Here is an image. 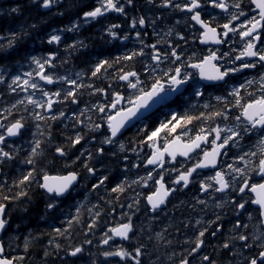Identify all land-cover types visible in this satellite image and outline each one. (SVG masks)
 I'll return each instance as SVG.
<instances>
[{
    "label": "snow or ice",
    "instance_id": "snow-or-ice-1",
    "mask_svg": "<svg viewBox=\"0 0 264 264\" xmlns=\"http://www.w3.org/2000/svg\"><path fill=\"white\" fill-rule=\"evenodd\" d=\"M34 4L38 3V7L43 9H51L53 5L58 3V0H32ZM149 3H152L153 0H148ZM251 5H255V8L258 10L255 16L245 17L243 23H238L235 27L231 26L233 21H239L240 17L245 16L243 9V4L241 0H235L231 5V8L237 10V12H230V17L226 23L222 25V34L217 33L216 27H212L209 22H206L202 19L201 13L205 10L206 5L211 6L213 9H221L225 12L230 11V6L225 0H205V3L202 4L201 0H186L185 3H175L174 0H160L159 7L173 8L175 10L185 12L190 14V20L198 24L203 31L199 34V40L201 43H207L211 41L214 44L228 43V40H223V37H229V34H238L243 42V47L239 49L238 54L232 56L233 53H236V49L232 48L230 51H224L218 55V50L209 51L207 55H203L202 58L196 56V53L193 52L191 56L187 57V60L184 59V52L180 49V45L176 44L173 46L171 42H168V49L161 51L157 44L145 45L151 51L148 54L150 60L154 64L150 67L149 65H144V72L148 73L150 76L153 73H156L160 68L162 63L171 62L173 65L167 70L160 69L162 72L161 75H157L153 78L148 89L138 88V85L142 83L140 80L139 74L137 71H124L123 69H118L121 73L117 78L120 81H127V87L129 89L137 90L134 99L132 97L128 98V103L132 105L128 108H120L115 114H109L106 117L100 116L101 123H94L91 125L93 129H100L102 123L106 122L107 128L106 132L109 133L105 135L100 143V146L95 149L97 156H102L104 153L105 144L113 143V138L118 136V133L121 132V129L125 127L126 123L130 120L131 117L135 116L137 112L148 105V102L151 101L154 97H158L159 94L164 93L165 91H171L178 88V86L188 82L194 75L191 70H196L199 77L202 80L208 81H221L227 84V79L234 73H239L241 70L245 69H256L257 65L260 68L264 69V0H250ZM126 7H135L134 0H97V6L92 10L83 11L82 18L85 23L89 20H97V18H103L105 14L116 12L122 15H127ZM10 12H18L19 7H13L9 9ZM155 23V21H152ZM179 23V21H177ZM146 24L144 16L132 17L130 20L129 27L131 29H136L137 25L143 27ZM79 23L73 22L71 27L67 29H54L53 34L48 35L47 43L48 44H59L61 42V35L55 34L56 32L62 31H73L78 30ZM30 28L35 29L37 25L33 24L29 26ZM119 24H109L104 28L110 37L117 38L118 33L117 29H120ZM237 29H239L237 33ZM171 29H169V34H171ZM28 33L23 28L20 32H10L5 36H0V40L6 41V43H0V51H8L9 49H14L17 42L22 38L27 36ZM136 38L140 39L141 33L137 31L135 33ZM179 40L187 43V40L183 35L177 33ZM120 39H127L128 36L125 34ZM143 44V41H140ZM78 42H73L72 45H67V48H73ZM159 43V42H158ZM80 46H83L82 42H79ZM56 56L55 52H49L46 57H37L29 56L30 65H35L34 72H25L23 76L17 74L11 76V82L8 85L9 89L12 92L16 91V87H21L22 91H26L28 88L37 89L38 84L31 82L33 75L38 76L40 80L46 81L48 84H53L54 79L51 75H45V67L51 66L53 58ZM145 58L144 47L140 48L139 51H133L130 54H127L123 57L114 58L113 62L110 63L107 59L100 60L94 67L92 71V76L95 77L101 71L102 68L112 67L113 63L119 64L120 60L131 61L134 57ZM245 58H254L250 61H246ZM237 61L239 64L237 65ZM222 62V63H221ZM7 68H4L3 71H0V82L5 81V75H8ZM131 78H135L133 82ZM56 79L62 80L64 83L71 85L72 87L69 90H66L63 94L64 101H70L73 104L77 103V89L82 88L83 85L77 84V81L70 79L68 77H57ZM254 79H247L243 84H240L238 87H233L231 92L228 95L234 97V106L240 109V114L234 117V126L221 129L219 126L209 129L208 132H205L204 128L201 127L198 133L194 137H188L186 140H182L181 137L188 136L186 126L191 124L193 120H199L204 116V113H200V116L193 117L191 115L178 116L176 114L172 115V118L167 122H161L158 127L154 130L147 132L144 131L145 141L149 142V147L153 149L151 156L146 160V163L149 165L160 166L161 170L158 173L159 179L153 177L152 172H148L147 179L140 178V182L147 184L148 179H153L155 184V190L146 197L148 205L151 206V210L155 212L157 209H160L161 205H165L166 200L171 194H174L178 189L173 187H166L164 183V168L165 164V155L167 154L173 161L176 160L177 155L183 157H189L190 153H196L197 150L202 152V156L198 159L197 162L193 163L191 167L186 168L183 171H178V174L175 177V180L172 181L174 185H182L186 188L191 183L190 178L193 176V173H197L198 169H209L215 170V174L212 176L205 177L204 180H200L199 191L203 192L206 196L209 195V192H215L224 194L226 190L232 189V192L235 195L231 196L229 199L224 200L223 202L217 201L215 207L223 208L225 204H232L234 210L236 211L235 223L233 224L232 229L230 230L234 234L224 235L223 232V223L221 216L216 214L215 220L207 221V223L202 224L200 219L195 221L193 229L196 232L194 239L185 238L183 241L184 244L189 245L185 250L186 254L180 255L178 264H192V261L196 256H200L199 264H233V261H236V264H264V230H260L258 234L252 235L247 230L249 225L243 223L240 219V210L246 209L248 200H245L240 194L252 193L254 198H251V203L258 205V215L260 225H264V71L259 75L260 82V95L253 96L252 93H249V98L241 103L243 97L240 94V89L245 88L246 85L251 86L254 83ZM165 83L169 85V88L165 89ZM16 85V87H12ZM96 92H105V89H95ZM44 97H49L46 101H37L33 99L31 95L27 96L28 104L34 105L36 108L51 110L53 108L54 100L51 97H60L61 90H57L55 93H50L48 91H42ZM196 96H201L202 93L199 89L195 92ZM124 97L120 92H113L111 103L109 104H97L92 107L96 109L98 113H105L108 108L117 109V105L122 101ZM217 100L224 99L225 108L229 106L226 98L216 97ZM17 103H24V101H17ZM15 108V105L12 106ZM207 107V105H205ZM91 111V109H87ZM11 111L7 112V115L0 114V165L5 163L11 164L18 154L17 148L19 146H14L13 144L8 143V138L19 137L23 135L25 129V124L22 122L23 117L16 119L12 122H9L8 116H11ZM65 112L63 110L59 111L57 115H50L46 117L41 112H35L34 117L38 121H47L51 119L52 121L58 120L60 117H63ZM74 115L73 128H76L77 125L83 124L84 121L80 119L84 115L82 110L79 115ZM215 117H223L225 120L228 119L225 110L217 111L211 114ZM90 119V117H89ZM182 122V123H181ZM49 129L51 125H48ZM181 128L182 131L179 135H171L176 133L177 128ZM36 128H40V124H36ZM164 131L166 136L171 135L170 139H165L162 147L156 146V140L159 134ZM225 134L222 136L221 133ZM215 133L213 139H211V148L202 147V145L208 143L209 136ZM257 135L258 139V148L260 152L258 165L255 167L251 166V161L246 159V157H255L257 156L256 152H246L243 155H238L235 157L236 160L243 161L244 167H237L233 163L225 162L228 172L226 173L223 170H216L218 165L217 158L221 155L227 156L232 147L237 146V141L245 138L251 139L247 134ZM33 140L29 142L31 151L29 155L21 161L22 164L30 166L28 170L21 175V177L14 181V187L21 188L22 186H30L33 181L37 186L44 190L45 194L48 196V201L46 202V209H55L58 206V200L61 197H65L71 192V190L80 182L81 174L75 170H66L65 175L51 176L43 170H38L36 167V157L41 155L42 141L41 139H36V133H31ZM43 136V133H40ZM86 134H81L79 131L75 133L74 136L67 137L66 145L52 146L54 147L55 154H58V159H65L68 157L70 150L74 149L77 145L85 139ZM48 137H51V132H48ZM235 138V139H234ZM95 140V137H92ZM145 141H141L144 143ZM218 141H220L218 143ZM231 142V143H230ZM227 146V147H226ZM6 148L8 150H6ZM120 149L123 151L124 145L120 144ZM222 150H224L222 152ZM115 155V153H113ZM84 152L82 151L79 155L75 156V159L72 160L74 165L77 161H81V165L84 168L86 174L89 177H95L96 169L93 166L89 165V161L93 160V152H87V159H83ZM125 160L128 159L127 156L124 157ZM70 167V166H69ZM133 167H136L134 164ZM183 167V165H181ZM155 171V169H153ZM173 172H177V169L173 167L171 169ZM226 175L230 176V179H226ZM259 176V182H251L254 176ZM37 177H40L39 179ZM237 177H240L237 180ZM108 179L107 176H101L97 179L96 183L91 185L92 190H98L102 187L105 181ZM214 182V183H213ZM135 183V181H134ZM3 185L0 184V188ZM125 190V184L123 181L116 184L115 187L111 189L113 193H122ZM27 192L21 190L16 193L15 196H3L0 200V230H5L8 225V219L6 218V204L4 201L9 200H18L20 197H26ZM239 197V200H237ZM138 200L135 203L138 204ZM196 203L199 205L207 206V201L197 199ZM96 207V206H94ZM195 207V206H193ZM128 208L131 209L132 205L129 204ZM115 209H113L114 211ZM203 210V209H202ZM79 212V208H77ZM101 212L98 210L93 216L92 222L87 225L89 231L94 229L97 226L96 217H99ZM249 219L252 218V213H248ZM77 220L76 216H73L70 220L67 221L69 227L72 225V221ZM189 222H184L183 227L188 228L190 226ZM196 226H199L197 228ZM55 233L58 235H63L67 229L56 228L54 229ZM166 231V229H165ZM179 232V228H177ZM133 232V224L131 222V216L128 217V222L121 223L116 227L110 228L107 232L103 234V238L100 240V244L108 245L109 241L113 237H120L122 240H129L130 233ZM110 233V234H109ZM208 234L211 238L221 237V242L217 245H213L214 250L219 253L220 258L215 256L204 254L200 255L201 250L205 246V236ZM158 238L163 239L160 233L156 234ZM84 243L91 244V240H86ZM168 244L171 241H167ZM28 243L26 240L25 248L27 249ZM60 245L57 244L56 248L60 249ZM256 248L255 253L252 252L253 248ZM3 246L0 244V253H3ZM245 250L247 253L245 254ZM82 246H69L65 250L66 257L69 258H78V254H82ZM45 256H48L49 253L45 251ZM102 255L104 257H119L121 261H124L125 264H145L143 257L145 255L151 256V253H148L145 245L139 244L138 246L133 247L131 250H128L121 246H116L112 251H103ZM176 255L173 252L168 259L173 260V257ZM237 257L241 259L237 261ZM23 259V258H21ZM0 264H14L13 259L9 258H0ZM92 264H95V261H92ZM148 264H160L159 257L155 261L149 260ZM175 264V261H173Z\"/></svg>",
    "mask_w": 264,
    "mask_h": 264
},
{
    "label": "flooded vegetation",
    "instance_id": "flooded-vegetation-1",
    "mask_svg": "<svg viewBox=\"0 0 264 264\" xmlns=\"http://www.w3.org/2000/svg\"><path fill=\"white\" fill-rule=\"evenodd\" d=\"M14 2H17V4L13 5V7H19L20 10H32L37 8L38 10H41L42 14H44L47 19V27L51 30L53 34L54 29H67L71 27L73 22L79 23V27H89L93 33L95 34L94 40L97 44L100 46L103 45L106 50H95L90 47H85L86 44L82 42L84 47L81 49L82 52L86 53L88 57L91 59H87L89 62H96L100 61L102 59H107L109 55L111 54V57H123L127 55L128 53H131L133 51H139L140 48L144 47L145 51V58L137 56V63H143L142 66H139V69L136 70L134 67L136 66L134 61L132 64H128L127 66L124 65L125 60L121 59L120 63L117 64V66H121L122 68H126V71H132L135 70L139 74L140 80L142 81L141 84L138 85V88H145L148 89L153 82V78H151L152 75L157 76L161 75L162 72L160 69L167 70L169 67H172L173 65L171 62L162 63L160 65V68L157 70L156 73H153L151 76L148 73L144 72V65H149L150 67L154 64L151 63L150 57L148 54L150 53V49L145 47V45H152L157 44V47L161 50H167L169 45L168 42L170 41L173 46L176 44L180 45V49L184 52V59L187 60L188 56H191L193 52L196 53V56L199 58H202L203 55H207L209 51H216L218 50V55L223 53L224 51H230L232 48H235L237 51L236 53H233L232 56L234 58L235 54H238V51L240 48L243 47V42L241 37L238 34H229V37H223L221 35V38L223 40H228V43H222L218 45H208V46H202L200 44L199 40V34L202 32V30L198 29L194 26V22L190 20V14H187L185 12H181L178 10H175L173 8H163L159 7L160 0H153L152 3H149L148 0H134L135 7H126V13L127 15H122L120 13L111 12L105 14L103 18H97V20H89L87 23L84 22L82 18L83 11L92 10L95 6H97V0H92V2L89 5H86L83 0H79L78 2H83L85 6L80 8H69L70 3L73 2V0H58L57 4H63L62 13L61 12V6H57V4L53 5V7L49 9H43L38 7V3L35 4L36 6H32L34 4L32 0H23L21 2L17 0H12ZM77 1V0H75ZM4 4L9 3V0H3ZM11 2V1H10ZM39 2V0H38ZM123 2V0H121ZM175 3H185L186 0H174ZM226 3L230 6V11L225 12L221 9H213L211 6L205 7V10L202 11L201 16L205 19L206 22H209L212 27H216L217 33L222 34V25L227 22V20L230 17V12H237L236 9L231 8V5L235 2V0H225ZM243 4V11L245 13V16L240 17L239 21H233L232 25L235 27L238 23L242 24L245 17L249 16H255L257 13L253 12V8H250V3H247V0H241ZM89 3V2H88ZM201 3L204 4L205 0H201ZM26 8H24V6ZM30 12V11H28ZM81 13L80 16H76L77 14ZM1 15H4L1 14ZM18 15H21V12H19ZM144 16L146 20L145 26L141 27L137 25L136 29H131L129 27L130 20L132 17H140ZM17 17V16H16ZM82 21V22H81ZM152 21H155V23H152ZM179 21V23H177ZM81 22V23H80ZM109 24H119L121 27L120 29H117L118 37L112 38L110 37L106 32H104V28H106ZM37 25V23H36ZM38 27V26H37ZM169 29H171V34H169ZM50 30L47 32V35H49ZM40 31V30H39ZM75 30L69 32V31H62V32H56L55 34L61 35V42L59 44H48L46 41L47 39L40 38L38 31L37 36L38 39H35L36 46H34L35 54L34 56L37 57H46L49 52H55L56 56L62 54L68 45H72L70 42L65 41V37L68 34H73ZM139 31L141 33L140 39L136 38L135 33ZM239 29H237L238 33ZM177 33L180 35H183L185 39L187 40V43L184 41L179 40ZM127 34V39H120L119 37L124 36ZM41 40V41H40ZM143 41V44H141L140 41ZM159 42V43H158ZM0 43H6V41L0 40ZM264 47V45H262ZM13 49H9L8 51H0V71H3L4 68H7V60L9 59V51H12ZM55 56V57H56ZM54 57V58H55ZM53 58V59H54ZM254 59V58H253ZM246 61L252 60V58H245ZM222 63V62H221ZM237 65L239 64V61L236 62ZM10 65V64H9ZM257 69H261L259 65H257L256 69H245L241 70L239 73H234L230 77L227 78V84L221 83L218 85H211L206 87H200L198 88L196 86V79L198 78V73L196 70H191L194 75L193 77L188 81V84L184 88L183 94L181 96H178L175 98L171 103L165 104L161 108V115L166 114L169 110H175L178 108L176 103H182L184 101L188 100V93L191 94V104L194 108V92H196L197 89H201L202 91L205 89L206 91H214L217 93H228L229 90H232L233 87H238L240 84H243L247 79V76L251 74V72L256 71ZM115 73L114 75L108 76V78L104 79V81H99L95 86H91V89L93 92L91 94L94 95V99L92 102L88 103L87 105L84 103L83 99H77V103H72V108L70 105V101H64L61 100V107L59 108H66V109H77L80 110H86L91 109V111H96L95 108H93V105L97 104H109L111 103L112 99V93L113 92H120L124 99L120 101L117 105V109L125 108L131 106L128 103V98L132 97L134 99V95L137 90L129 89L127 87V81H120L118 80V68L116 67L113 71ZM260 70L256 71V73H259ZM45 75H51L55 81L53 85H51V88L49 89L52 93L53 91H57L60 88V85H58L57 80L51 71L49 66L45 67ZM8 76V78H6ZM38 78V76H37ZM130 79L135 82V78ZM11 80V75H5V81L8 82ZM4 85H1L0 87H4ZM105 89V92H97L98 96H96L95 89ZM169 88V85L165 83V89L167 90ZM41 91L44 90V87H39ZM243 89V88H242ZM240 89V94L243 91ZM87 91L86 87L78 88L77 93H85ZM243 93V92H242ZM54 100V104L58 102V98L52 97ZM234 102V98L232 99ZM176 101V102H175ZM63 105V106H62ZM116 109V110H117ZM230 109V107L228 108ZM69 110H66L69 111ZM109 110H112L111 108H108V110L105 113H99L96 118L100 119V116L106 117ZM178 111H184V110H178ZM177 112V111H176ZM86 113V112H85ZM68 116L72 117L74 116L72 112L68 114ZM84 123L80 124V128L87 130L86 128V122L83 120ZM67 122V120H66ZM97 123L95 119L91 120V125ZM93 129V128H92ZM94 135L97 136L94 143L97 141V144H95V148L100 146V143L102 141V137L105 136L101 131H97V129H93ZM134 129H132V132ZM257 136V135H256ZM166 134L159 135L156 140V146L162 147L165 139H170ZM121 142L120 143H127L128 146L133 147V143L135 142V139L132 134H124L121 136ZM186 140V139H185ZM89 142L90 140L86 137L83 140V142ZM130 142V143H129ZM120 143L117 141V144L115 146V157L113 160H115L117 171L123 170L127 177V190L122 195L123 198H118L119 206L117 208V211H113L111 213L112 215V225L111 227H116L117 225L121 223L128 222V217L131 216V222L133 224V232L130 233V237L134 238L135 234L138 233L141 229H144V233H146V239L145 240H153V242H156L157 239L159 243H165L167 240V231L169 232L171 230L170 223L174 220V213L177 212L178 207L182 204L184 201L188 207L190 208L194 205V211L199 208L198 204L196 203L197 198L195 196L199 195V181L204 180V178L199 174H195L191 177V183L187 189L181 184L179 186L172 184V181L175 180L176 175L178 174V171H183L188 167H191V165L194 163V157H190L187 160H182L180 158H176L175 161L170 159L169 157H166L165 164L163 165L164 168V183L166 187H173L177 188L178 190L171 194L168 200L165 203V206L161 209H157L155 212L151 210L147 203L146 197L150 195L155 190V184L153 179H148L147 184H140V172H144V175L147 176L148 172H152L153 177L156 179H159L158 173L161 170L160 166L155 165H149L146 163V160L149 156H151L153 149L149 147V142L145 145L144 149H146L143 153V158L139 159L141 156V153L139 152L137 157L133 154L128 155L127 160H123L122 162L119 160V157L117 156L118 148L120 147ZM85 146V145H84ZM104 150L106 149L105 146ZM104 155V153H103ZM102 155V156H103ZM136 165V167H133V165ZM121 165V166H120ZM183 165V167H181ZM175 167L177 169V172L171 171V169ZM155 169V171H153ZM75 171H77L76 168H74ZM78 172V171H77ZM227 173V172H226ZM85 174V173H84ZM213 175V174H212ZM82 180V175L80 176ZM92 179V178H91ZM226 179H230V176L226 175ZM240 177H237V180H239ZM135 181V183H134ZM251 182H259V176L256 175ZM82 183V182H81ZM91 184L93 182H90ZM214 183V182H213ZM190 188V189H189ZM190 191H189V190ZM189 192H188V191ZM211 198L208 199H200L207 201V209L200 208L201 211H212L215 212L217 210H222L223 213H215V214H209V215H202L199 216L197 214H194V223L190 224L188 228H184L185 231H188L189 234L192 235V237H195L196 232L193 229V225H195V221L197 219H200L202 224L207 223V221L215 220L216 214H219L221 216V220L223 223V232L224 235H231L234 234L230 230L233 227V224L235 223V217H236V211L234 210L232 204H225L223 208H217L215 207V204L217 201L223 202L224 200L229 199L231 196L235 195V193L231 192L226 195V197L217 198V196L221 195L220 193H215L210 191ZM240 196H243L245 200H248V204L246 205V209L240 210V219L243 223H247L249 225L248 232L252 235L258 234L260 230H264L262 225L258 223L259 221V215H258V209L253 206L251 203V198H254L250 193L240 194ZM189 198H193L188 200ZM139 201L138 204L135 203V201ZM237 200H239V197H237ZM81 201V200H80ZM78 202H75V206H77ZM131 204L132 208L129 209L128 205ZM203 209V210H202ZM52 209H50L51 211ZM252 213V218L249 219L248 213ZM181 227V226H180ZM179 227V228H180ZM199 228V226H196ZM166 229V231H165ZM143 231V230H142ZM162 232V233H161ZM157 233H161V236L163 239H160L157 237ZM176 236V235H175ZM178 237V236H177ZM221 242V237L217 238H211L208 234L205 236V246L200 252V255L209 254L212 256H215L217 258H220L219 253H217L213 245H217ZM188 247V246H186ZM151 249V248H150ZM150 249H146L147 251H150ZM257 249L254 247L252 249V252L255 253ZM163 252H166L163 250ZM162 252V253H163ZM245 254L247 253V250H245ZM240 257H237V261L240 260ZM200 256H196L195 259L192 261V264H199ZM175 264H178L177 260H174ZM160 264H167V261L163 262L161 261ZM169 264H173V261H171ZM233 264H236V261H233Z\"/></svg>",
    "mask_w": 264,
    "mask_h": 264
},
{
    "label": "trees",
    "instance_id": "trees-1",
    "mask_svg": "<svg viewBox=\"0 0 264 264\" xmlns=\"http://www.w3.org/2000/svg\"><path fill=\"white\" fill-rule=\"evenodd\" d=\"M78 1L79 0H73V2L70 3L69 8H80L85 6V4L89 5L92 2V0H83L85 3L84 4L83 2ZM1 2L2 0H0V11L2 12H0V36H5L10 32H20L22 28L28 33V35L22 37L17 42L14 49L8 53L10 56L7 60V65L16 66L19 64V59L21 64L26 61L25 59L30 54H32L33 51H35L36 48L34 46L32 47V45L36 46L35 39L39 40L37 31L46 30L48 28L46 23L47 17L37 8L32 10L25 9L23 11L20 10L18 12L12 13L8 11L6 5L3 3L1 4ZM26 6L27 5H25L24 8H26ZM58 6H61V12L58 13H62L63 4H59ZM19 12H21V15H18ZM3 13L4 15H1ZM80 15L81 13L77 14L76 16ZM36 23L38 27L35 29L29 27L33 24L36 25ZM5 31H8V33H5ZM74 33L72 35L68 34L66 36V41H69L71 44H73L75 41ZM76 37H79L78 39H81L86 44L85 47H92L93 49H98L102 52L103 50H106L103 45L100 46L95 42V34L89 27L84 28L80 34L77 33ZM66 45H68V43ZM83 47L84 45L74 46L71 49L66 47L64 52L57 60L58 62H56L55 67L58 70H63L65 68H79L84 71L86 69L90 70L89 66L91 62L87 61V59L91 58L88 57L86 53L82 52L81 49ZM26 55L28 56L24 58ZM107 55H109L107 56L109 57L107 60L112 63L114 58L111 57V54ZM22 58L24 59L22 60ZM133 61L136 65L135 69L138 70L141 64L137 63V57H134L131 61H124L126 62L124 65L127 66V63L132 64ZM98 62L99 61H96L94 66ZM15 66L11 69L15 68ZM113 67L126 70V68H122L120 65L117 66L115 63H113L112 67H106L102 69H105L106 72ZM154 77L155 76H151V78ZM6 78H8V76H6ZM21 100L24 101V103H17V101ZM13 105H15V108L12 107ZM69 106L72 107V103H70ZM34 107V105L28 104L26 97H24V93H21L20 90L17 89L15 92H12L9 90L8 86L0 87V114L7 115V112L11 111L12 115L8 116L9 121L21 116L23 117L25 124H34V132H36L35 138L41 139L42 141V148L39 150L41 151V155L35 158L36 167H38L37 169L43 170L44 172L49 171L57 174L64 173L65 169L70 170L76 168L77 171L82 175L81 182L83 185L78 188L76 197L81 199L83 204L86 202L87 205L82 209L79 208V212H77V208L68 207L72 204H67L64 205V209L59 212L60 214L56 215L55 210L50 211V209H46L48 196L45 194V192L40 190L35 181H33L30 186L25 185L21 188H16L13 186L14 181H17L30 167L21 163V161H23L31 151L29 142L33 140V137L28 138L26 136L27 139L30 140L28 143L22 144L23 146L20 145L17 148L18 154L11 164L6 163L2 165V176L0 177V184L3 185V187L0 188V200H2L3 196L5 195L15 196L16 193L21 190L27 192L26 197H20L18 200L4 201L7 206L6 218L8 219L9 226L3 234L2 243L5 249V256L7 258L13 259L16 263L24 264H92L93 260L95 261V264H125V262L121 261L119 257H104L102 252L112 251L116 246H121L131 250L133 247L138 246L139 244L145 245L146 249L151 248L150 251H147L148 253H153L152 251L158 253V255H145L143 257L145 264H148L149 260L155 261L157 257H159L160 261L163 259L166 262L168 257L173 252H175L174 249L177 251L175 252L176 255L171 261H178L180 255L186 254L185 250L188 248L186 247L188 245L184 244L183 241L186 237L190 239H194V237H192L188 232L183 235V223L187 219V217L184 216H186L187 212H189V207L184 201L178 207L177 212L174 213V220L170 223L171 230L169 232L167 231L168 238L165 243H159L158 239L156 242H153V240L150 239L145 240L146 233H144V229H141L137 234H135L134 239L129 240L128 242L109 241V244L106 246L100 244L103 234L107 232L112 225L111 213L113 212V209H115L114 211H117L119 206L118 198H123L122 195L127 190L128 182L126 174L117 171L115 160H113L115 155H113V152L110 151L111 149H105L103 156H97L95 149H92L90 146L84 147L85 142H83V140L74 149L69 151V157L65 159H58V155L55 154L54 147L52 146L66 145V138L69 136H74L77 131H79L81 134H86V137H93V135H88L89 132L80 128V125H77L76 128H73L72 125L74 123V116H72L71 122H66L68 114L74 111L72 109H66L69 111L65 112V115L56 121L47 119L46 122H34L33 120H36L34 113L38 112ZM224 109L225 106H223L220 101H215L209 108L200 107L196 109L194 111V116L193 111L190 108H187L184 110L182 116L191 115L193 117H198L200 116V113H204V116L196 121L199 122L204 120L207 127L212 126L213 123L216 124L218 121V119H216L215 116H211V114ZM79 113L76 115H79ZM45 116L48 117V115ZM81 118H85V116L83 115L80 117V119ZM194 121L195 119L191 124H189L188 127L194 130V132H198L201 127L195 125L199 123H194ZM36 124H40L39 129L36 128ZM159 124L160 121H158L157 118L156 120H151L145 125L141 126L137 131L132 132V130H129L127 132L128 135L134 134L138 138L140 135H144V131L150 132L158 127ZM48 125H51L50 129ZM141 129L144 131H140ZM49 131L51 132L50 138L48 137ZM179 131H181V128H177V131L174 134L179 133ZM40 133H43V136H41ZM82 151L84 152L83 159H87L88 151L93 152V160L89 161V165L98 169L95 178L91 179V177L86 174L84 168L81 165V161H77L74 165L72 162H68V159L74 160L75 156L79 155ZM122 152V150L118 152V157H120ZM101 176H107L108 179L98 190H92L91 185L96 183L97 179ZM37 178L39 179L40 177ZM121 181H123L125 184L124 192H111V189ZM90 182L93 183L91 184ZM93 207L94 209L92 210ZM98 210L101 212V215L96 217L97 226L89 231L87 225L92 222L93 216ZM215 213L222 214L223 211L217 210ZM45 214L46 216H43ZM206 214L207 213L205 212L204 215ZM73 216H76L77 220H73L71 227H69L67 221ZM56 228H60L62 231L67 229V231L64 232L63 235H58L54 231ZM177 228H179L180 237L175 236L176 232H178ZM26 240L28 243L27 249L25 248ZM86 240H91L92 243H84ZM167 241H171V243L168 244ZM57 244L61 246L60 249L56 248ZM69 246H82V254H78V258L66 257L65 250L68 249ZM163 250L166 252H163ZM45 251L49 253L48 256L44 255Z\"/></svg>",
    "mask_w": 264,
    "mask_h": 264
},
{
    "label": "bare ground",
    "instance_id": "bare-ground-1",
    "mask_svg": "<svg viewBox=\"0 0 264 264\" xmlns=\"http://www.w3.org/2000/svg\"><path fill=\"white\" fill-rule=\"evenodd\" d=\"M11 1V2H10ZM17 1H19V2H21V1H23V0H17ZM4 4V2H3V0H2V2H1V4ZM15 4H17V2H14V1H12V0H9V3H6L5 5H6V7H7V9H8V11H9V9H11L12 8V6L13 5H15ZM33 6H36L35 4H32ZM59 4H57V6H58ZM2 7H3V5H2ZM41 11V10H40ZM1 12V11H0ZM2 13V12H1ZM13 13V12H12ZM58 13V12H57ZM82 22V21H81ZM80 22V23H81ZM84 28H87L86 26L85 27H79L78 28V30H75L74 32V35H75V41L76 42H78L75 46H78V45H80L79 44V42H83L81 39H78L77 37H76V34L78 33V34H80L82 31H83V29ZM50 29H46V30H42V31H38V34H39V37L41 38H44V39H47L48 38V35H47V32L49 31ZM9 31V30H8ZM8 31H5V33H8ZM50 34H52V32H51V30H50V33H49V35ZM67 36V35H66ZM65 41H66V37H65ZM67 42H69V41H67ZM33 47V46H32ZM10 52V51H9ZM32 52V51H31ZM30 52V53H31ZM29 53V52H28ZM34 53H35V51H33L32 52V54H30L29 56H32V55H34ZM25 54V53H24ZM61 55V54H60ZM60 55H58V56H56L54 59H53V61H52V65L51 66H49L50 67V69H51V71L53 72V74H54V76H55V78H57V77H68V78H70V79H74V80H76L77 81V84H81V85H83V87H86L87 88V91L85 92V93H81V94H78V96H77V99H83V101H84V103L87 105L88 103H90V102H92V100L94 99V95L93 94H91V92H93L92 91V89H91V86H95L99 81H103L104 79H106V78H108V76H111V75H114L115 76V73L113 72L114 71V69L116 68V67H113L112 69H110L109 71H106L105 72V69H101V71L97 74V76H95V77H93L92 76V71L94 70V64L96 63V62H91V64H90V70H81V69H79V68H70V69H68V68H65V69H63V70H58L56 67H55V64H56V62H58L57 60L59 59V57H60ZM28 55H26V56H24V58L25 57H27ZM28 56V57H29ZM28 57L25 59L26 61H24L23 63H21L20 64V59H19V61H18V65H14L15 66V68H13V69H11L12 67H14V66H8L7 67V71H8V73L12 76V75H17V74H19V75H21V76H23V73H25V71L28 69V68H30V67H36L34 64L33 65H30V60L28 59ZM24 58H22V60L24 59ZM140 63V62H139ZM141 65H140V67L142 66V64L143 63H140ZM118 68V67H117ZM135 68V67H134ZM119 69V68H118ZM124 71H126V70H124ZM121 73L118 71V76L120 75ZM152 76H154V75H152ZM103 79V80H102ZM57 80V83H58V85H60V88L58 89V90H61V96L60 97H57V98H59V102H61V100L63 99V94H64V92L66 91V90H69L72 86L71 85H68V84H66V83H64L62 80H58V79H56ZM10 82H11V80L10 81H8V82H0V86L1 85H4L5 84V86H8L9 84H10ZM36 83V82H35ZM9 87V86H8ZM12 87H16V85H13ZM20 90V92L21 93H24V91H22L21 90V87H16V90ZM10 90V89H9ZM29 92H31L32 94H34V95H36V96H38V95H40V93H41V90L39 89V86H38V88L37 89H32V88H28L27 89ZM11 91V90H10ZM56 91H53V93H55ZM96 94V96H98V94H97V92L95 93ZM61 104V103H60ZM63 106V105H62ZM72 108V107H71ZM70 109V108H69ZM61 110H63L64 112H66V108L64 109V108H57L55 111H54V115H57L58 113H59V111H61ZM80 110H78V112H79ZM84 111V116H85V118H81V120H85V122H86V128H87V132H89V134L88 135H93V137H95V139L97 138V136H95L94 135V131H93V129H92V127H91V120L92 119H94V118H96L97 116H98V112L97 111H86V110H83ZM194 111H195V108H194ZM86 112V113H85ZM182 112V113H181ZM183 112L184 111H177V112H175V114L176 115H178V116H182V114H183ZM20 117V116H19ZM89 117H90V119H89ZM18 118V117H17ZM16 118V119H17ZM219 117H216V119H218ZM16 119H14V120H16ZM14 120H12V121H14ZM12 121H9V122H12ZM194 123H199V124H195V125H198L199 127H206V123L204 122V120H201V121H194ZM194 125V126H195ZM25 129L26 130H24L23 131V135L24 136H27L28 138H32L33 136H32V134L31 133H36V132H34V124H25ZM133 135V137H134V139H135V142L133 143V147H131V146H128V144L127 143H122L123 145H124V149H123V152L120 154V157H119V160L122 162L123 160H124V157L125 156H127L128 157V155L129 154H133V155H135L136 157H137V155H138V153L141 151V150H144V147H145V145L147 144V141H145V136L144 135H140L138 138L136 137V135H134V134H132ZM122 136V135H121ZM121 136L119 137V140H118V142L120 143L121 142ZM169 137H170V135H168ZM104 137V136H103ZM103 137H102V139H103ZM87 138L90 140L89 142H87V141H85V143H84V145L87 147V146H90L91 148H93V147H95L94 145L95 144H97V141L94 143L93 141H95V140H93L92 139V137H90V136H87ZM141 141H145L144 143H141ZM121 144V143H120ZM118 148V150L119 151H121V149H120V147H117ZM58 155V154H57ZM118 156V155H117ZM69 157V156H68ZM68 162H72V159H68ZM67 162V163H68ZM6 164V163H5ZM121 166V165H120ZM38 168V167H37ZM66 170H69V169H65L64 170V173L66 174ZM70 170H74V169H70ZM118 172H123V173H125L123 170H118ZM49 175H56V173H52V172H47ZM140 176L142 177V178H144V179H147V176H145L144 175V172H140ZM80 181H81V177H80ZM141 185L143 184V183H140ZM41 191H43L44 192V190H42V189H40ZM58 203V206L54 209L55 210V214L56 215H58V214H60L59 212H61L63 209H64V204L63 203H61V202H57ZM194 206V205H193ZM191 207L190 208V210H189V212H187V214H186V216H184V217H187V219L185 220V222H191L190 224H193L194 223V214H197L198 215V218H199V216H201V210H199V209H196V211H194V207ZM68 207H72V205L71 206H68ZM90 208H91V206H90ZM94 209V207L92 208V210ZM51 211H53V209L51 210ZM43 216H46V214L45 215H43ZM87 234H88V232H87ZM143 235H144V233H143ZM176 236H178V237H180V233L179 232H176V234H175ZM191 235V234H190ZM192 236V235H191ZM188 247H189V245H188ZM153 253H151V255H158V253H156V252H154V251H152ZM161 262V261H160Z\"/></svg>",
    "mask_w": 264,
    "mask_h": 264
},
{
    "label": "water",
    "instance_id": "water-1",
    "mask_svg": "<svg viewBox=\"0 0 264 264\" xmlns=\"http://www.w3.org/2000/svg\"><path fill=\"white\" fill-rule=\"evenodd\" d=\"M209 42V41H208ZM201 79V78H200ZM202 80V79H201ZM204 83L208 84V83H212V82H216V81H208V80H202ZM181 92V89H176L174 91H172L171 93H161L159 94L158 97H154L151 101L148 102V105L146 107L141 108L137 114L133 117L130 118V120L126 123L125 127L121 129V132L118 133V136H120L121 134H123L126 130H128L130 127H132L135 123H137L138 121L148 117L149 115H151L163 102H164V97L167 96L169 100L173 99L176 95H178ZM1 123V121H0ZM16 137H12V138H8V139H14ZM191 154V153H190ZM189 154V155H190ZM178 156H180L178 154ZM183 157V156H182ZM186 158V157H184ZM220 156L217 158V160L219 161ZM204 171H208V170H212L211 168L209 169H202ZM0 174H1V169H0ZM55 176V175H52ZM78 184V183H77ZM76 184V185H77ZM227 191V190H226ZM202 195H205L203 192H201ZM68 195V194H67ZM66 195V196H67ZM254 195V194H253ZM255 205V204H254ZM258 207V205H255ZM8 226V225H7ZM6 226V228H7ZM264 226V225H263ZM6 230V229H5ZM5 230H0V244H2L1 242V238L3 235V232ZM3 246V245H2ZM4 249V248H3ZM4 250L3 253H0V258H4Z\"/></svg>",
    "mask_w": 264,
    "mask_h": 264
},
{
    "label": "rangeland",
    "instance_id": "rangeland-1",
    "mask_svg": "<svg viewBox=\"0 0 264 264\" xmlns=\"http://www.w3.org/2000/svg\"><path fill=\"white\" fill-rule=\"evenodd\" d=\"M31 82H35L33 77H32V79H31ZM34 108H36V107H34ZM36 110H37L38 112H41V113H42V111H43L44 109L36 108ZM17 119H19V117H18ZM33 121L36 122V121H38V120H33ZM234 123H235V122H234ZM234 123H231V124L223 123V124H220L219 127H220L221 129L225 128V126H227V127H233V126H234ZM212 134L215 135V133H212ZM224 134H225L224 132L221 133L222 136H223ZM188 135H189V134H188ZM258 138H259V137H258ZM234 139H235V138H234ZM29 140H30V139H27L26 136L22 135V136L18 139V143H16V142H12L11 144H13L14 146H20V145H22V144H26V143H28ZM240 141H241V140H238V141H237V146H234V147H233V148L236 149V150H239V149L243 148L244 151H243L242 153L238 154V155H243V154L246 153V152H256V153L258 154V160H259L260 152L257 150V148H255L254 146L252 147V144H251V146H250V144H247V143H243V142L240 143ZM230 143H231V142H230ZM257 144H258V142H256V144H255L256 147H258ZM246 145H248V147H245ZM233 152H234V150H230L229 154H228L227 156H225V159H224V162H223V167L226 168L225 162H227V163H233V164H234L235 166H237V167H244V162H243V161L236 160L235 157L238 156V155L235 156V155L233 154ZM255 158H256V156H255V157H246V159L250 160L251 162H252ZM226 169H227V168H226ZM227 170H228V169H227ZM205 177H208V175L204 176V179H205ZM198 209L200 210V207H199ZM203 213H205V212H204V211H201V216L203 215ZM183 230H184V228H183ZM187 232H188V231H185V230H184L183 235H185ZM174 251L176 252L177 250L174 249ZM162 261H164V260L162 259ZM170 262H171V260L167 259V264H169Z\"/></svg>",
    "mask_w": 264,
    "mask_h": 264
}]
</instances>
